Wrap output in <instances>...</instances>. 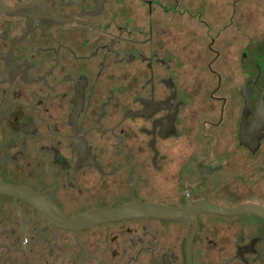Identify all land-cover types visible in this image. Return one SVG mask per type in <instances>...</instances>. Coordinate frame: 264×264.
<instances>
[{
    "label": "flooded vegetation",
    "instance_id": "obj_1",
    "mask_svg": "<svg viewBox=\"0 0 264 264\" xmlns=\"http://www.w3.org/2000/svg\"><path fill=\"white\" fill-rule=\"evenodd\" d=\"M178 4L0 0V185L37 197L0 192V264H264L254 214L67 228L45 213L220 205L226 182L264 190V39L240 44L238 100L198 99L208 88L192 74L227 72L238 37H213L212 58L180 54L165 27ZM231 7L225 27L250 24ZM250 203L264 207V191Z\"/></svg>",
    "mask_w": 264,
    "mask_h": 264
},
{
    "label": "rangeland",
    "instance_id": "obj_2",
    "mask_svg": "<svg viewBox=\"0 0 264 264\" xmlns=\"http://www.w3.org/2000/svg\"><path fill=\"white\" fill-rule=\"evenodd\" d=\"M129 1L140 3L141 0H127V2ZM235 2H237V8L240 9L238 18L251 22L238 28L225 27L228 24V11ZM178 3V10L175 12L169 11L166 14V19L168 21L173 19V21L171 26L168 24L165 27L168 31L167 36L170 38L173 28V34L178 38L180 54L183 53L185 46H190L196 53L202 50L205 51L204 56L200 55V57L212 58L213 51L209 50L207 44L213 37H216V43L213 47L222 46L229 42L234 34L238 37V42L233 44L236 45L235 47L225 49L226 53H230V55H226V58H228L227 68L229 67L230 71L227 70L221 76L202 73L192 74V78L197 76V82L203 83L208 88V90L200 92L197 98L200 99L201 96L209 98L213 93L214 97H224L229 102L233 98L238 100L240 98L239 91H242L241 71L237 68L239 65L237 61L241 53L240 44H242V40H246L251 34L257 35L260 40L264 39V0H178ZM219 83H224L222 90L214 91ZM176 144L178 146L184 145L181 140L176 141ZM240 185V187H234L231 182H226L223 198L218 199V203L225 207L253 204L250 202H254L260 191H264L259 186L249 185V183L241 182ZM150 199L152 201L156 198Z\"/></svg>",
    "mask_w": 264,
    "mask_h": 264
},
{
    "label": "water",
    "instance_id": "obj_3",
    "mask_svg": "<svg viewBox=\"0 0 264 264\" xmlns=\"http://www.w3.org/2000/svg\"><path fill=\"white\" fill-rule=\"evenodd\" d=\"M262 100V97H261ZM0 192L15 194L21 196L22 198H37L35 193L29 192L24 189H19L16 187L0 185ZM209 211L225 215H236V214H254L264 218V207L255 204H244L235 207H225L216 205L210 202H205L195 207H188L183 209H174L171 207L163 206L156 203H135L128 204L124 206L108 208L100 211H96L85 215L80 218H62L54 213L46 211L45 213L50 218L51 221L55 222L59 226L67 228H82L97 223H104L113 220L123 219V218H133V217H182L189 215L190 211Z\"/></svg>",
    "mask_w": 264,
    "mask_h": 264
}]
</instances>
